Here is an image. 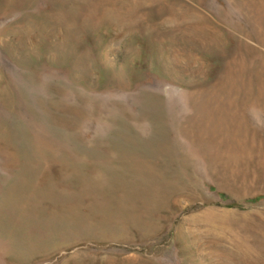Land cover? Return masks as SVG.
Returning a JSON list of instances; mask_svg holds the SVG:
<instances>
[{
	"label": "rangeland",
	"instance_id": "obj_1",
	"mask_svg": "<svg viewBox=\"0 0 264 264\" xmlns=\"http://www.w3.org/2000/svg\"><path fill=\"white\" fill-rule=\"evenodd\" d=\"M0 264H264V0H0Z\"/></svg>",
	"mask_w": 264,
	"mask_h": 264
}]
</instances>
